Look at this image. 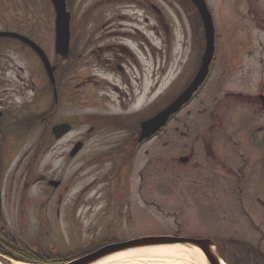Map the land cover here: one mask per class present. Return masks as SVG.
<instances>
[{
  "label": "rangeland",
  "instance_id": "obj_1",
  "mask_svg": "<svg viewBox=\"0 0 264 264\" xmlns=\"http://www.w3.org/2000/svg\"><path fill=\"white\" fill-rule=\"evenodd\" d=\"M75 1L74 22L77 27L74 31L76 37L82 33L80 26L83 25L84 14L79 9V0ZM205 1L211 12L216 31L217 61L210 81L199 101L193 105L195 108L201 102L209 103L214 95L221 93L222 89L234 91L236 94H247L250 90L254 91L253 86L240 81L239 62L251 67L259 65L261 49L264 47V36L259 34L255 24L246 15L243 0ZM36 2L37 13H40V16L36 17V23L40 26V30L38 29L36 32V39L45 45L53 60L55 58L53 34L50 27H47V31L44 29L49 23L53 28V20L50 17L52 16L54 19V11H52L50 0H36ZM170 2L171 0H166V4ZM182 2L184 6L173 10L169 6H165L166 26L163 42L161 38L155 36L156 32L154 34L147 33V30H151L154 24L149 26L144 24L141 27L144 31L143 34H148L150 41L149 46L146 45L148 55L158 56L149 57L148 63L142 62L137 66L138 72L131 70L133 69L131 66L127 73L129 79L127 76L125 79L123 75H119L120 79L116 80L112 77L109 78L110 83L105 84L101 80L104 75L98 73L92 63L79 71L78 76H81L82 73H85V76H91L96 72L101 85L97 91L85 90L84 99L83 97H81L82 99L72 97V100L66 101L65 98L57 107H54L52 124L56 125L61 122L73 124L74 130L69 136L57 142L47 131L49 118L46 113L47 115L49 113H44V109L51 106L53 101L52 98L45 97L44 101H38L34 112L31 113V117L37 113V116L33 118L42 121L41 128L34 129L30 135L24 137L15 149L7 150L13 155L4 175L1 176V187L4 192L10 194V199L13 201L20 199L14 197L15 192L19 191L18 189L23 193L24 186L31 184L26 197H21L22 201H26L27 208L30 207V211L28 215L19 219V222L12 217L10 211V215L5 217L3 224L10 227L20 244L26 246L24 248L30 249L27 253L34 256V259L44 256L45 253L43 254L39 249H48L46 255L55 258L56 255L60 257L81 249H88L104 240L130 242L171 235H174L172 237H178L175 235L203 237L217 234L221 235L218 237H222L223 235L230 236L235 228L243 239L252 235L253 227L249 226L250 235H248L247 225L242 222L245 219H240V224L237 225L230 223L232 226L227 229V233V225L220 223H224L223 220L238 221V212L236 213L234 207L240 206V203L246 207L247 204L254 202L257 211L253 213L256 215H259L258 206H260L259 209H264L259 205L264 204V132L254 133L248 137H245V133L242 136L243 142H241L244 151L239 156L234 153V144H229L231 149L226 141H222L226 137L224 131L217 130L212 134V137H215V143L209 151L210 154H207L204 152L201 142L185 144L172 139V137L178 136V132L175 130V126L178 124L172 123L168 132L163 134L162 140L165 143V149H161L162 145L159 140L153 141L147 146L150 173L148 172V177L146 176L145 180L148 184L146 194L140 192L139 187L142 182L136 175L137 171L130 175L127 174L126 167H124V170L120 172L118 168L114 169L116 159L111 162L101 160L110 149L124 141L126 133L105 130L88 133L98 116L120 113V110L129 107L130 100L126 98V96L129 97V94L124 90H121L120 93L115 92V86L119 87L121 81H129L130 78H134V75L139 77L140 83H133L131 80V97L134 98L131 107H147L146 111L149 116L154 115L152 111L157 97L163 95L160 102L164 106L157 103L155 110L159 106L158 109L167 106L170 101L175 100L192 85L198 74L201 63L199 61L205 48V39H203L201 26H199L200 20H196L197 14L193 12L189 3L185 0ZM122 3L126 4L124 1ZM46 12L48 15L51 14L48 18ZM93 23L94 20L91 21V24ZM192 24L197 28L195 26L192 30ZM124 29L115 28L117 42L128 41L126 33L130 31ZM86 33L90 34L92 31L87 30ZM43 36L44 40L41 39ZM160 48L163 51L161 54H157L156 49L160 50ZM76 75L77 73L75 76L69 74V78H75ZM115 77L118 78V75ZM42 79L44 80V78ZM159 82L161 85L157 86ZM74 83L76 81H73L72 85ZM36 84L38 88L44 89L42 80L38 79ZM154 92L155 94H153ZM137 94L142 95L141 98L136 97ZM19 101L21 102V100ZM123 106L125 109H122ZM191 110L192 113L195 112L194 109ZM223 111L221 109L216 114V117L219 116V121L221 115L224 116ZM203 118L204 116H201L199 121L201 122ZM181 119L184 120L185 117L179 116V122ZM193 123L196 124L191 122V124ZM182 125L180 123L178 126L185 130ZM202 125L204 126V123ZM226 126L231 132H235L237 127L239 128L238 124L231 125V122ZM247 126L245 130L248 129ZM205 128L198 129L197 127L195 132L204 135ZM218 131L221 133L218 134ZM45 134L49 141L43 145V149L40 151L38 149L39 141ZM85 134L88 138L85 149L72 159L69 152ZM190 135L192 136L193 133ZM50 145L52 146L51 150H49ZM191 148L196 149L193 162L191 164L181 163L179 159L188 155ZM223 152L229 154L228 159L231 157L230 167L235 168L236 165H239L240 171L236 168L233 172L226 167ZM145 158L142 153L141 161L144 162ZM193 163L196 165L193 166ZM161 167H163L162 170ZM154 168L159 173L154 172ZM225 175L228 180L223 177ZM41 176L61 181L65 186L66 191L62 192L59 217H57L59 212L55 211L59 206V197L55 202V196L49 195V192L46 195L44 192L46 190L44 183L31 180L35 179L34 177L39 179ZM205 184H217L216 191L204 190ZM4 185L12 186L9 188ZM195 188L200 190L195 192ZM212 188L213 186H210V189ZM239 190L242 191L241 195H239ZM230 194L231 196H229ZM48 200L55 203L48 205ZM223 200H227L228 204L225 205ZM145 202L147 203L145 204ZM184 202H192L193 205H185ZM228 205L230 206L227 207ZM52 206L54 207L52 208ZM177 206H182V213L176 210ZM226 207L227 211L223 216V210ZM44 208L48 211L43 212ZM262 213L261 211L260 214ZM0 258L2 257L0 256ZM0 261L10 263L4 258Z\"/></svg>",
  "mask_w": 264,
  "mask_h": 264
},
{
  "label": "flooded vegetation",
  "instance_id": "obj_2",
  "mask_svg": "<svg viewBox=\"0 0 264 264\" xmlns=\"http://www.w3.org/2000/svg\"><path fill=\"white\" fill-rule=\"evenodd\" d=\"M122 1L126 2V4L122 3ZM36 3V0H0L1 142L16 143L19 141L20 136L18 129L21 127H23L24 134L29 133V127H34L38 121L31 117L30 112L32 111L31 109L34 108L33 104H35L37 98L41 101L45 96H49L50 99V95L54 92L52 85L49 84L50 82L46 84L43 90L40 87L38 88L36 84L38 76H43L45 74L42 63L37 55L30 48L14 38V36L5 35L6 33H14L30 39L36 36V32L38 29L40 30L39 24L36 23V17L40 16V13H37L38 9L36 8ZM179 4L180 0H171L168 4H166V0H79V9L84 14V17L82 19L83 25L80 26L82 27V33L76 36V49H74L73 42L69 61L60 64L55 63L57 65V84L58 80H60V85L59 87L57 86V90H60L61 96L63 97L62 101L65 98L66 101L70 100V90H73V92L76 93L75 96L80 99H82L81 97L84 99L85 90H98L101 84L98 81L96 72H94V79L86 78L85 73L78 76L80 73L79 71L90 66L91 63L98 73L104 75V78H101V80L105 82V84L110 83L109 78L114 77L116 80L120 79L119 77L121 76L119 75H123V78L126 79L128 70H130L131 66L133 67L131 70L138 72L139 68H137V66L141 65L142 62L146 63L150 57L146 49V45H149L148 34H143L144 31L141 27H143L144 24L146 26L154 24L151 30H147V33L150 32L154 34L156 32L155 36L161 38L163 42L164 28L166 26L165 6L167 5L173 10L176 9V6ZM75 6V0H68V8L72 14L76 12ZM93 20L94 23L91 24ZM46 27H48V25ZM75 27H77V25L74 20H72L73 41ZM115 28H125L124 30L130 31L126 33V35H128L127 42H117L115 40L117 34ZM87 30H91L92 33L87 34ZM162 51L163 50L160 48L158 54H161ZM151 57L155 58L157 55ZM75 61L78 62L77 76L70 79L69 67L70 64H73ZM262 61L264 62V59H262ZM127 67L129 69H127ZM239 71L241 74L240 81L251 87L253 86L254 91L250 90L247 94H236L234 91L230 92L229 90L222 89L221 93L214 95L209 103L205 104L201 102L197 108L193 106L196 101H193L175 117L173 123L178 125H180V123L183 124L182 128H185V130H182L178 125L175 126L178 136L175 138L172 137V139L185 144L187 142H193L194 144H199L201 142L204 152L210 154L209 151L215 143V137L213 138L212 134L217 130H223L224 136L226 137L225 140L222 141H226L227 145L234 144V153L241 156L242 151H244L241 144V142H243L242 136L245 133V137H248L254 133L264 132V84L262 85L259 79H257L260 77L259 66H245L244 63L240 62ZM130 73L132 74V71ZM261 73L264 75V68H262ZM115 75H118V78L115 77ZM133 77L134 78H130L129 81H121L118 85L119 87L115 86V92L120 93L121 90H124L129 94V97L125 95L126 98L130 100L128 104L129 107L125 109L123 106L122 109L125 110H120V113L102 114L98 116L92 129L89 130L88 133L102 132L101 130L126 133L124 141L115 145L113 147L114 150L110 149L101 160L111 162L116 159L114 169L118 168L120 172L124 170V167H126L127 174L137 171L136 175H138L142 182L139 187L140 192L146 194L148 184L145 180L146 176L148 177V172L150 173L148 169L149 149L147 146L153 141L159 140L162 145L161 149L163 150L165 149V143L162 140L164 137L163 133L153 138L150 142L140 141L142 123L149 118V114L146 111L147 107H131L134 103V98L131 97V80L133 83H140L139 77L135 75ZM127 79H129L128 76ZM73 81H77V84L72 85ZM88 83L91 84L88 85ZM139 95L140 94H137L136 97H139ZM162 97L163 95L157 97L155 101L156 104L161 103L160 100ZM19 100H21V102ZM156 104L153 106L152 112L154 113L160 110L158 109L160 106L155 110ZM161 106H163L162 103ZM191 109H194L195 112L192 113ZM221 109L224 110L222 112L224 116L221 115V120L219 121V116L216 117V114H218ZM181 115L185 117V119H181L179 122V116ZM46 116L49 118L48 128L51 130L52 110L48 115L46 113ZM201 116H204V118L200 122ZM194 117L196 118L193 119ZM191 122H195L196 124H191ZM230 122L231 125L234 123L239 126L235 132H231L228 130L227 126L225 127V125L230 124ZM203 123L204 126L202 125ZM40 124L41 126L43 125L42 121ZM246 126L248 127L247 130H245ZM103 127L104 129H101ZM197 127L198 129L206 127L204 129L206 131L204 135H199L195 132ZM221 131L217 133L219 134ZM189 133H193V135L191 136ZM81 140L85 145L87 144L88 138L86 134L81 137ZM230 148L232 149L231 146ZM42 149L43 148H40V151ZM51 149L52 146L50 145L49 150ZM195 150L196 149L191 148L190 153L184 156L187 158L186 163L191 164L193 162L192 160L196 154ZM142 153H144L146 157L144 162L141 161ZM11 154V152H0V171L3 172L6 169V160L11 158ZM223 154L226 167L229 168V163H232L230 161L231 157L228 159L229 154L224 152ZM179 161L182 163L181 158ZM194 165L196 164L193 163V166ZM238 167L239 165L236 166V168ZM162 168L163 167L160 169L162 170ZM235 169L229 168V170L233 172ZM238 170L240 171V168H238ZM154 172H157L156 169ZM223 177L228 180L226 175ZM216 185L217 184H205L204 190H215L217 188ZM4 186L11 188L12 185ZM210 186H213V188L210 189ZM225 186L228 187V185ZM30 187V184L25 185L23 193L18 189L19 191L15 192L14 197H19L20 199L13 201L10 199V194L6 191L4 192L3 188L0 187V198L2 202L0 205V220L8 217L10 211L12 217L15 218L17 222H19V219L25 217L26 214H29L30 207L27 208V205H25L26 201H22L21 197H26V193L29 192ZM44 187L46 188V190H44L46 195L49 192V195L51 194L56 197L55 202L59 197V206L56 209L54 208L58 213L62 203V192L66 191L65 186L61 184L57 189H53L48 185H44ZM198 190L195 188L194 191ZM11 192H13V190H11ZM241 194L242 191L239 190V195ZM55 202L48 200L47 204H54ZM259 205L264 208V204ZM53 207L54 206H52V208ZM181 208V206H178L177 210L182 213ZM231 208H233V206H231ZM234 208L236 209V213L238 212V222L240 219H245L242 220V222L247 225L246 229L249 231L248 235H250L249 226L253 227L251 231L252 235L243 239L235 228L232 233L233 236H229L221 247V255L227 258L230 245L231 248L236 247V264H264V209H259L260 206H258L259 215L254 214L253 212L257 211V206L254 202L247 204L246 207L240 203V206H235ZM46 211H48V209L46 210L44 208L43 212ZM261 211L263 212L262 214H260ZM227 229H229V225ZM1 234H7V239L4 238L3 240V236H0V256H19V252H22V250H19V242L12 232L2 227ZM232 253H234V250H232Z\"/></svg>",
  "mask_w": 264,
  "mask_h": 264
},
{
  "label": "water",
  "instance_id": "obj_3",
  "mask_svg": "<svg viewBox=\"0 0 264 264\" xmlns=\"http://www.w3.org/2000/svg\"><path fill=\"white\" fill-rule=\"evenodd\" d=\"M56 14V52L63 59H66L69 54L70 49V20L71 15L67 12L66 9V0H51ZM194 4L197 6L206 31V39H207V50L205 53V57L203 58V63L200 69V72L193 82V84L188 88V90L183 93L173 104H171L167 109L157 115L155 118L149 120L143 125V135L142 138H150L153 134L157 133L162 127H164L167 122L172 118V116L178 112L183 105H185L192 97L194 92L201 87L205 78L208 75L209 65L211 62L212 54H213V46H214V29L211 22L210 14L207 10L206 4L204 0H192ZM21 39L28 44L31 48H33L37 54L42 59L48 75L54 83V68H51L50 63L46 57V55L42 52V50L33 42L22 38ZM71 131V127L67 124L56 126L53 129V134L57 139H61L65 135H67ZM82 144L78 143L71 153V156L74 157L82 148ZM51 184L57 186L58 183L51 182ZM187 244L191 243L193 246L198 248L206 258L208 264H220L219 260L216 257L215 252L213 251L211 244L209 241H188V240H175L172 238H153L146 239L140 241H132L123 244H115L112 246L105 247L100 251L79 259L70 264H94L99 260L131 249L150 247V246H159V245H171V244Z\"/></svg>",
  "mask_w": 264,
  "mask_h": 264
},
{
  "label": "bare ground",
  "instance_id": "obj_4",
  "mask_svg": "<svg viewBox=\"0 0 264 264\" xmlns=\"http://www.w3.org/2000/svg\"><path fill=\"white\" fill-rule=\"evenodd\" d=\"M210 81V80H209ZM205 90V89H204ZM203 92V91H202ZM201 92V94H202ZM200 94V95H201ZM142 95H139L141 98ZM225 264L224 262H221ZM0 264H3L0 262ZM12 264H25L12 262ZM95 264H208L203 253L189 245L156 246L115 254Z\"/></svg>",
  "mask_w": 264,
  "mask_h": 264
},
{
  "label": "trees",
  "instance_id": "obj_5",
  "mask_svg": "<svg viewBox=\"0 0 264 264\" xmlns=\"http://www.w3.org/2000/svg\"><path fill=\"white\" fill-rule=\"evenodd\" d=\"M251 12H253L254 13V11H253V9L251 8ZM44 262V261H43ZM47 262H51L50 260H48ZM53 262H58V261H53Z\"/></svg>",
  "mask_w": 264,
  "mask_h": 264
}]
</instances>
